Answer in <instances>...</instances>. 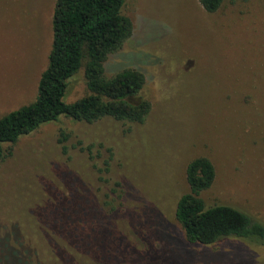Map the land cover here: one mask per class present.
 I'll return each instance as SVG.
<instances>
[{
	"label": "rangeland",
	"instance_id": "obj_1",
	"mask_svg": "<svg viewBox=\"0 0 264 264\" xmlns=\"http://www.w3.org/2000/svg\"><path fill=\"white\" fill-rule=\"evenodd\" d=\"M54 3L0 0V118L36 97ZM121 12L131 35L104 76L142 73L149 114L142 124L61 116L3 145L0 264L13 249L49 264L46 235L29 216L74 187L123 243L126 259L113 264H264L263 244H188L174 217L189 190L187 164L205 157L215 169L205 206H231L264 225V0H223L213 14L198 0H125ZM87 94L82 66L64 102Z\"/></svg>",
	"mask_w": 264,
	"mask_h": 264
},
{
	"label": "trees",
	"instance_id": "obj_2",
	"mask_svg": "<svg viewBox=\"0 0 264 264\" xmlns=\"http://www.w3.org/2000/svg\"><path fill=\"white\" fill-rule=\"evenodd\" d=\"M124 1L55 0L51 47L36 97L32 103L0 118V161L3 145L16 143L20 137L61 116L86 124L102 119L144 122L150 111V103L142 94L144 75L126 69L110 79L104 76L108 56L131 35V22L121 12ZM198 3L205 12L213 14L223 0ZM82 66L88 94L67 104L64 97L68 81ZM185 178L189 190L176 202L174 217L188 244L208 246L236 238L264 245L263 224L231 206H205L200 195L215 181L211 161L205 157L193 159L186 166ZM83 191L86 190L78 192L74 187L66 197L33 210L29 216L43 240L46 235L44 244L53 254L49 255V264H113L125 260L122 242L103 223L99 209L89 207ZM34 246L35 254L42 257L36 250L37 243L31 244ZM18 253L13 249L12 255H8L9 264H36L29 263L31 254L30 258L28 253L24 254L28 260L24 262L17 258Z\"/></svg>",
	"mask_w": 264,
	"mask_h": 264
}]
</instances>
